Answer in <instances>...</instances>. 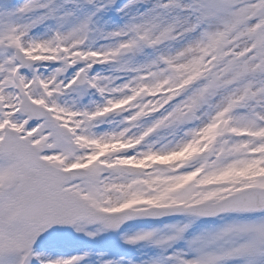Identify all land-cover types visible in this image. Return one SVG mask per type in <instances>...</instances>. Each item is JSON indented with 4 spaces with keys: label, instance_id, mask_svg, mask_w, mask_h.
<instances>
[{
    "label": "snow or ice",
    "instance_id": "snow-or-ice-1",
    "mask_svg": "<svg viewBox=\"0 0 264 264\" xmlns=\"http://www.w3.org/2000/svg\"><path fill=\"white\" fill-rule=\"evenodd\" d=\"M0 264H264V0H0Z\"/></svg>",
    "mask_w": 264,
    "mask_h": 264
}]
</instances>
